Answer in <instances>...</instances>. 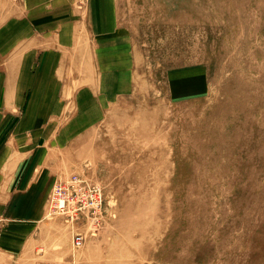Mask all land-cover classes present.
Here are the masks:
<instances>
[{
  "label": "rangeland",
  "instance_id": "rangeland-1",
  "mask_svg": "<svg viewBox=\"0 0 264 264\" xmlns=\"http://www.w3.org/2000/svg\"><path fill=\"white\" fill-rule=\"evenodd\" d=\"M21 3L0 0V32ZM89 9L104 27L92 49L104 87L80 93L70 122L60 117L71 159L57 177L100 183L105 209L99 229L72 224L51 213L50 193L55 239L71 244L74 264H264V0H92ZM48 97L29 100V114H46ZM2 98L0 86V111Z\"/></svg>",
  "mask_w": 264,
  "mask_h": 264
},
{
  "label": "crops",
  "instance_id": "crops-1",
  "mask_svg": "<svg viewBox=\"0 0 264 264\" xmlns=\"http://www.w3.org/2000/svg\"><path fill=\"white\" fill-rule=\"evenodd\" d=\"M91 5L92 0H22L0 32V50H5L0 53L5 103L0 111V264H74L71 244L66 248L55 239L59 219L46 220V201L71 159V152L66 155L71 138L67 147L59 142L60 117L80 93L104 87L93 64L97 52L92 54L104 27L100 18L98 28L93 26ZM81 68L88 77L73 75ZM39 95H49L51 106H42L46 114L32 116L27 104ZM33 117L45 118V126L27 125ZM66 117L70 122L71 113ZM67 129L71 136V125Z\"/></svg>",
  "mask_w": 264,
  "mask_h": 264
},
{
  "label": "built area",
  "instance_id": "built-area-1",
  "mask_svg": "<svg viewBox=\"0 0 264 264\" xmlns=\"http://www.w3.org/2000/svg\"><path fill=\"white\" fill-rule=\"evenodd\" d=\"M104 193L100 183L92 182L80 174L57 177L50 194L51 213L64 216L72 224L90 220L99 229L105 209ZM74 237L76 247L85 242V235L80 232Z\"/></svg>",
  "mask_w": 264,
  "mask_h": 264
}]
</instances>
